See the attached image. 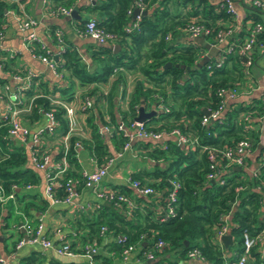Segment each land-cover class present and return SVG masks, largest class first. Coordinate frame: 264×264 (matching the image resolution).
<instances>
[{
  "label": "trees",
  "instance_id": "trees-1",
  "mask_svg": "<svg viewBox=\"0 0 264 264\" xmlns=\"http://www.w3.org/2000/svg\"><path fill=\"white\" fill-rule=\"evenodd\" d=\"M75 1L53 0V5L72 7ZM132 1L89 0L90 3L86 6L88 11L94 13L98 26L115 35V40L120 45L117 51L114 52L103 44H92L91 62L86 65L73 49L65 48L60 52L62 61L57 60V69L66 72L68 83L54 84L48 88L45 82L34 77L37 85L30 86L24 91L27 97L41 94L32 99L29 116L36 119L40 116L39 108L52 109L54 118L58 121L57 131L62 135L66 131L63 108L51 104L48 96L58 91L62 99L71 100L72 78L80 85L101 83L114 73V68H117L113 79L116 83L121 82L123 71H137L141 78L135 81L128 100L131 114L135 113V105L138 103L145 106L159 105L160 109H157L155 114L147 116L143 120L144 124L156 130L167 131L176 128L187 138V142L181 144L166 138L163 141L165 147L152 144L151 149L145 154L154 160H163V165L155 163L150 170L130 174L132 179L150 185L157 193V198L152 199L153 208L140 207V203L148 205L147 202L138 195H130L129 189L120 185L118 190L134 201V205L128 211L122 204L116 206L102 201L93 211L80 213L79 219L74 221V226L85 230L80 236H75L80 242L77 252H83V246L94 241L96 252L90 255V260L94 264H115L122 249L128 246L138 247L141 253L151 251L153 256H156L144 264H193L187 256L188 251L192 249L197 250L202 257L200 264L233 262L242 250L243 229L247 228L254 233L264 227L263 192L255 189L256 177L250 174L241 175L242 172L244 174L243 169L227 168L220 174L222 183L218 180L212 182L206 180L205 174L209 168L203 147L230 144L241 137H246L252 149L257 148L258 159L264 152V145L259 144L258 129L253 131L245 129L242 120L237 118L243 109L240 105L227 107L212 121L201 123L200 120L204 115L203 109L209 111L218 105L217 88L231 87L245 79L247 75L244 72V62L234 51L227 52L224 49L218 51L216 57L211 56L199 62L202 45L192 40L174 42L173 36L175 31H180L182 26L194 18L213 32L222 28L221 23L236 25L232 40L238 43L247 31L246 19L251 21L250 24L260 23L259 13H264V0L262 5L254 7V10L239 22L233 20L231 15L220 7V0H152L146 6V10L150 11L141 14L136 26L126 31L125 26L130 18L126 14V9ZM186 4H189L186 14L181 15L179 7ZM6 6L5 1L0 0V15ZM166 33L170 34L168 39L164 38ZM204 38L210 40L211 36L205 35ZM262 45L264 29L256 33L252 47ZM34 47L35 53H44L36 43ZM256 55L257 51L251 52L252 64ZM167 61L170 64L164 65ZM260 109L259 112L262 113L264 105ZM130 118L132 117L123 115L120 120L127 122ZM86 121L91 128L90 138L69 136L65 153L68 166L62 179L71 177L81 182L74 140L81 141L82 147L87 149L97 164L111 156L102 134L98 132V123L92 121L90 117H86ZM116 121L117 119L111 115L109 120L101 117L98 122L99 124L107 122L114 126ZM1 135L2 132L0 140L4 141ZM110 136L113 138L114 149L117 150L124 137L115 133ZM190 142L193 144L192 147ZM149 144V140L138 139L132 146L148 148ZM62 152L63 146L59 145L55 158H60ZM25 161L23 148L13 144L11 150L6 151L0 158V183L6 192L11 184L22 187L38 180L36 174L25 166ZM257 170L259 175L264 176L263 168L258 167ZM170 180H175L179 184L175 191V201L171 203L173 214L159 220L166 212L165 198ZM236 185L241 186L237 191L234 190ZM80 186L81 184L78 188ZM53 190L59 197L64 193L61 186L54 187ZM156 199L159 204L158 211L154 209ZM223 214H227V230L232 237V242L227 246H224L216 236L218 228L223 223ZM100 226H105L104 234L113 237L102 245L101 249L104 251L97 250L102 237L98 234ZM156 240H161L163 244L153 249ZM73 245L74 242L70 243L71 248ZM39 255L38 251H32L22 257L18 264H41ZM48 264L60 263L55 259H49ZM68 264L81 263L70 261ZM243 264H264V253L257 247H252Z\"/></svg>",
  "mask_w": 264,
  "mask_h": 264
},
{
  "label": "crops",
  "instance_id": "crops-1",
  "mask_svg": "<svg viewBox=\"0 0 264 264\" xmlns=\"http://www.w3.org/2000/svg\"><path fill=\"white\" fill-rule=\"evenodd\" d=\"M1 1H5L7 6L1 10L0 15V27L2 30V36L0 38V133L2 132L1 137L4 140H0V158L6 151L11 150V144L21 146L26 155L25 166L30 168L38 178L36 182L27 183L22 187L14 186L7 192L4 190V193H2L4 199L0 200V257L4 262L1 264H18L22 257L27 256L32 251H38L40 253L39 259L41 260V264H48L49 259H55L60 264H68L70 261L91 264L88 257L77 252L80 248V242L75 236H80L84 233L85 229L75 227L74 221L79 219L80 213L93 211L102 201L95 197L90 189L80 186L77 195L69 203H49L43 196L44 169L37 168L30 159L31 150L35 146L31 144L30 135L37 129L43 127L45 123L44 116L40 114L36 119H32L29 116L30 107H28V104L31 96L27 97L23 93L21 102L17 104L19 106L17 117L29 129L28 137L24 141L16 140L6 133L7 123L4 116L7 109L6 105L7 103H11V94L16 90L18 82L14 78V74H22L24 70H30L35 74V77L45 82L48 88L54 84L66 85L68 83L65 76L66 72L57 69V74L53 73L46 63L37 57V53L34 52V45H32V50L23 46L22 38L26 31L19 29V19L24 14H27L37 20V24L33 29L39 42L52 53L57 68V60L62 61V57L53 40L52 32L55 28L62 30L66 48L73 49L86 65L91 62L90 54L93 46L90 45H96L98 43L88 36L78 34L77 29L82 21L89 17H94V13L86 9V6L90 3L89 0L75 1V4L72 6L76 7L74 16H71L70 13L69 15L51 14L50 9L55 5H53V0ZM188 7L189 4L179 7L180 14L185 15ZM254 7L256 6L253 5L252 0H236L234 2V8L237 13L235 21H241L249 12L254 10ZM149 11L148 9L147 13ZM259 17L261 27L264 29V13L260 12ZM250 22L249 19L245 20L246 28ZM188 40L195 41L194 37H189L181 30L175 31L173 36L174 42ZM204 42L210 43V40L204 38L203 42L200 43L202 45L200 58L204 54H209V50L203 47ZM115 44H118L116 40L103 45L110 47L115 52L120 48L119 44L118 47ZM216 47L218 48V46ZM210 51V57L217 56L218 50L212 48ZM253 51H257V55L253 59V64L249 69V75L237 85V94L235 97L226 100L223 111L227 107L236 104L242 106L243 109L238 113L237 118L242 120L245 129L252 131L258 129L261 143L264 145V111L262 113L259 112L261 106L264 105V45L259 47L253 46L250 49V54ZM117 71L118 69L113 72L115 73ZM114 73L106 81L101 83L91 82L80 85L76 79H71V90L73 93L72 99L69 101L75 109L76 126L69 133V136L73 135L80 139L90 138L91 128L86 121V117H90L92 121L98 123L100 126L98 121L101 117L104 120H109L111 115L117 120L123 115L134 118L137 114L138 105H143L145 111L151 109L156 111L160 109L161 106L159 105L153 106V104H150L145 106L142 103H138L135 105V113L131 114L128 107V100L135 81L140 79L141 75L137 71H123L124 74L121 82L117 81L114 83ZM36 82L37 80L33 77L30 86L35 87L37 85ZM54 92L61 97L58 91ZM84 96H88L91 100V106L85 111L79 107ZM40 137L41 139L38 141V144L46 149L48 154L47 166H51L59 159H56L55 156L57 148L63 142L62 135L57 130L53 133L42 130ZM167 138L176 141L175 135L167 136ZM102 139L106 144V148L112 154L115 151L112 144L113 138L107 134H102ZM164 139L166 138L157 141L149 140L150 144L147 146L148 148L132 146L131 150L125 151L121 157L114 159L107 173L101 179V183L112 188H118L120 185H123L129 189L130 195H138L147 202L148 205L140 203V207L149 206L153 208L152 199L157 198V193L153 192L148 196L139 195L129 185L126 179L130 177L131 173L150 170L155 163L160 166L163 165V160H154L151 157L149 158L145 153L148 149H151L152 144L159 146L163 143ZM66 142L68 143V140ZM178 143L181 144L180 142ZM75 149L79 173L95 166V163L90 159L91 155L86 148L82 147V144L80 147H75ZM257 154V149H254L246 156V163L248 165L244 170V174L243 172L241 173L242 176L250 174V171L257 168ZM235 169H238V167H235ZM143 178L146 179L144 176ZM9 191L12 192L11 196H8ZM154 204V209L158 211L159 204L157 199L154 201ZM21 223H25L30 227L41 223L44 232L54 243H59L64 240L69 243L74 242L72 249L76 254L58 255L51 249H43L37 244L28 243L14 248L17 238L24 235V229L19 226ZM112 239L113 237L110 234L102 235L101 244H99L97 250H103L101 249L103 247L102 245ZM262 247H264V244ZM10 248L13 249L9 250ZM151 260L146 259L137 247L131 250L124 259L121 257L117 258L115 264H144ZM190 261L193 264L201 263L195 258H190Z\"/></svg>",
  "mask_w": 264,
  "mask_h": 264
},
{
  "label": "built area",
  "instance_id": "built-area-1",
  "mask_svg": "<svg viewBox=\"0 0 264 264\" xmlns=\"http://www.w3.org/2000/svg\"><path fill=\"white\" fill-rule=\"evenodd\" d=\"M152 0H133L132 3L127 7L126 14L130 17L127 25L125 26V30L129 31L136 26L137 20L141 15L140 11L146 9L147 3ZM220 7H223L225 11H227L233 20H236L237 13L234 8V2L236 0H220ZM263 0H252L254 6L262 5ZM134 8L138 9V12L132 18V10ZM71 7H66L60 4L54 5L50 9V13L54 15L62 14L69 15ZM37 24V20L27 14H24L21 19L18 21V27L22 31H26L23 35V46L32 50V45L38 43L39 48L43 49L44 53H37V57L40 58L49 69L57 74L56 62L52 57V53L45 48L40 42L39 39L33 29V27ZM222 28L213 32L211 29L204 24L197 22L194 18L190 19L188 23L180 28V30L188 35L189 37H197L199 35L211 36L210 44L218 46V51L224 49L225 51H234L236 54L240 55L242 61L244 62V72L246 75H249V69L252 64V57L250 54V49L254 43V38L256 33H258L262 27L261 23L256 22L254 24H250L247 27V31L243 37V39L235 43L232 40V37L236 31V25H231L227 23H221ZM78 34L88 36L94 39L98 44H107L116 39L115 35L112 32L105 31L101 27L98 26L96 19L94 17H89L84 20L81 25L77 29ZM53 40L56 44L57 50L60 53L63 51L66 46L64 43L63 33L60 28H55L52 32ZM211 34V35H210ZM2 36V30L0 27V38ZM170 37L169 33L164 35L165 39ZM32 43V44H31ZM221 46V47H220ZM117 68H114V70ZM35 77V74L30 70H24L22 74H14V78L18 81L16 90L13 94H11V103H7V109L5 114L6 119V133L13 137L16 140L24 141L29 134V129L27 126L22 124L17 117L19 111V104L21 102V98L26 89L29 88L30 83ZM238 85V84H237ZM237 85L231 87H219L216 89V94L219 96V103L216 108L209 110L207 115H203L200 122L206 123L210 119L216 118L223 110L225 106V102L227 99H231L235 97L237 94ZM41 94H34L31 96L29 100L28 107L31 108L32 99ZM49 101L53 105H60L63 108V117L66 121V131L62 134V146L63 152L58 161H55L53 165L47 166L48 154L45 148L41 147L38 144V141L41 139L40 135L42 130H45L49 133H53L57 130L58 121L54 118L52 113V109H41L38 111L45 118V123L43 127L37 129L33 133H31V144L35 146L31 150L30 159L32 163L40 169H44V185H43V196L44 198L51 204L53 203H69L73 197H75L78 193V186H84L94 194L99 200L107 203H112L113 205H123L128 211L133 205V199L119 191L118 188L108 187L101 183V179L107 173L109 167L112 165L113 161L117 157H121V155L128 150H131L132 143L135 140L143 139V140H161L163 138H167V136L175 135L176 141L180 143H186L187 138L185 135L181 134L178 129L171 128L167 131L164 130H156L152 127L146 126L143 121H137L134 118L128 119L127 122H124L118 119L114 126L109 125L107 122L100 124L98 127V132L100 134L111 135L115 133L117 136H123V140L120 144V147L115 150L111 156L106 157V159L97 164L92 156L90 159L95 163V166L89 170H83L81 172V182L78 179H73L71 177H67L62 179L64 171L67 169L68 163L66 161L65 153L68 148V143L66 142L69 138V133L76 126V118H75V109L70 104V101H65L61 99L56 92L54 94L48 96ZM91 106V100L88 96H84L81 103L80 109L85 111ZM166 109V108H164ZM30 110V109H29ZM245 118V116H244ZM245 127V125H244ZM38 144V145H37ZM259 144L262 145L260 136H259ZM74 147H80L81 141L74 140ZM192 143L190 142V146L192 147ZM160 147H165L164 143L159 145ZM41 147V148H39ZM205 150V157L208 162V172L205 174L206 180H218L219 183L223 182V179L220 177V174L226 170L227 168H235L245 170L247 168L246 156L254 149L251 147V143L246 137H241L237 139L235 142L230 144H221L218 146H209L203 147ZM257 149V148H255ZM39 151V152H38ZM257 168L261 167L264 170V152L261 153L257 159ZM253 169L250 171V175L256 177L257 182L255 183V189L261 190L263 192V202H264V176L259 175L258 170ZM61 179L63 181H61ZM129 185L135 190V192L139 195H148L154 192V189L145 183H141L137 179H132L128 177L126 179ZM14 184L10 185V188L14 187ZM61 186L63 190L62 196H57L54 192V187ZM179 186L178 182L175 180L169 181V186L167 189L166 195V206H165V214L159 217V220H163L166 215L173 214V205L172 202L175 201V191ZM240 185L234 186V190L240 189ZM4 193V189L0 183V200L4 199L2 196ZM12 192H8V196H11ZM223 223L218 228L216 236L220 240V236L224 233L228 232V224H227V214L222 215ZM21 226L24 229V235L20 236L15 244L14 248L20 247L22 244H37L39 247L43 249H51L55 254L58 255H74L75 251L70 247V243L66 240L61 241L59 243H54L50 237L44 232L43 226L41 223H37L35 226L30 227L25 223H21ZM105 226H100L98 229V234L104 235ZM221 241V240H220ZM163 242L161 240H156L153 249L161 247ZM264 227L259 229L257 232H250L247 228H244L242 231V250L238 257L233 262H226L225 264H243L247 259L252 247H257L262 253H264ZM84 251L79 252L78 254L84 255L90 259V255L96 252V246L93 243L85 244L83 246ZM132 246H128L122 249L120 253V257L124 259L127 254L133 250ZM146 259H153V253L151 251H146L143 253ZM187 256L190 258H195L202 261V257L199 255L198 251L192 249L188 251ZM3 259L0 257V264L3 263ZM91 264H94L90 260Z\"/></svg>",
  "mask_w": 264,
  "mask_h": 264
},
{
  "label": "water",
  "instance_id": "water-1",
  "mask_svg": "<svg viewBox=\"0 0 264 264\" xmlns=\"http://www.w3.org/2000/svg\"><path fill=\"white\" fill-rule=\"evenodd\" d=\"M76 12V7H72L71 10H70V15L71 16H74V13ZM138 12V9L137 8H134L132 10V18L134 17V15ZM141 14H146L147 13V10L146 9H143L140 11ZM195 41L199 42V43H202L203 40H204V36L202 35H199L197 37H194ZM116 47H118V44H115ZM203 47L206 48L207 50H209V54H210V50L213 48L215 50H218V48L215 46V45H212L210 44L209 42H204L203 43ZM209 54H204L202 55V57L200 58L199 62H202L204 60H207L209 59L210 55ZM170 62L167 61L164 65H169ZM177 65V64H175ZM155 110L154 109H151L149 111H145L144 110V106L143 105H138L137 107V114L135 115L134 119L137 120V121H143L147 116H150V115H153L155 114ZM203 113L205 115H207L209 112L206 110V109H203ZM210 121H212V119H210ZM239 168V167H238ZM213 180H210V182H212ZM235 207V205H234ZM220 240L221 242L223 243L224 246H227L228 244L231 243V235L230 233H224L220 236Z\"/></svg>",
  "mask_w": 264,
  "mask_h": 264
}]
</instances>
